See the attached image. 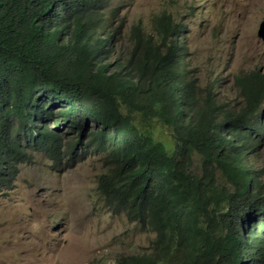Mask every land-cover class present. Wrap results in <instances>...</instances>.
<instances>
[{"label":"trees","instance_id":"1","mask_svg":"<svg viewBox=\"0 0 264 264\" xmlns=\"http://www.w3.org/2000/svg\"><path fill=\"white\" fill-rule=\"evenodd\" d=\"M109 2L0 0V184L31 152L67 166L105 152L99 194L156 235L116 264H264V166L247 162L264 146V72L235 76L238 104L218 74L198 87L177 41L187 25L167 12L116 56L124 19Z\"/></svg>","mask_w":264,"mask_h":264},{"label":"rangeland","instance_id":"2","mask_svg":"<svg viewBox=\"0 0 264 264\" xmlns=\"http://www.w3.org/2000/svg\"><path fill=\"white\" fill-rule=\"evenodd\" d=\"M109 1L108 11L124 19L113 49L116 56L128 52L134 25L156 34L152 19L167 12L187 25L177 41L185 43L187 68L198 87L218 74L222 85L215 87L221 97L238 104L235 76L255 69L264 72V40L257 35L264 0ZM152 132L172 144L168 131L156 127ZM72 139L70 134L64 143ZM65 159L59 163L31 152L18 176L0 184V264H116L121 254L150 252L155 233L141 229L126 210L99 194V177L114 165L108 155L94 149L74 166H67ZM247 162L262 168L264 146ZM200 164L194 155L198 170ZM261 179L264 183V174Z\"/></svg>","mask_w":264,"mask_h":264},{"label":"water","instance_id":"3","mask_svg":"<svg viewBox=\"0 0 264 264\" xmlns=\"http://www.w3.org/2000/svg\"><path fill=\"white\" fill-rule=\"evenodd\" d=\"M258 35L260 38H262L264 40V21L260 25Z\"/></svg>","mask_w":264,"mask_h":264},{"label":"clouds","instance_id":"4","mask_svg":"<svg viewBox=\"0 0 264 264\" xmlns=\"http://www.w3.org/2000/svg\"><path fill=\"white\" fill-rule=\"evenodd\" d=\"M264 20H262L261 21V23L263 22ZM261 23L259 24V27H258V30H257V35H258V31H259V28H260V25H261ZM258 37H259V35H258ZM260 38V37H259ZM262 39V38H261ZM196 155H198V154H196ZM199 157H200V155H198Z\"/></svg>","mask_w":264,"mask_h":264}]
</instances>
